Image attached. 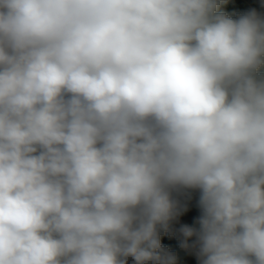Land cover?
<instances>
[{
	"label": "clouds",
	"instance_id": "9594fccd",
	"mask_svg": "<svg viewBox=\"0 0 264 264\" xmlns=\"http://www.w3.org/2000/svg\"><path fill=\"white\" fill-rule=\"evenodd\" d=\"M217 6L0 0V264L161 261L177 186L202 264H264V18Z\"/></svg>",
	"mask_w": 264,
	"mask_h": 264
},
{
	"label": "trees",
	"instance_id": "16d2710c",
	"mask_svg": "<svg viewBox=\"0 0 264 264\" xmlns=\"http://www.w3.org/2000/svg\"><path fill=\"white\" fill-rule=\"evenodd\" d=\"M231 3L236 0H227ZM251 5L256 6L264 14V0H244ZM253 10H249L251 12ZM217 13H223L232 19H238L242 14L232 10L231 7L225 9H216ZM258 75H264V67L259 70ZM200 193L199 189L185 188L177 186L170 189V198L174 203L173 214L165 223L156 225V232L159 239L160 248L156 249L157 254L162 257V261H168L169 257L172 259L180 258L189 253L192 246L194 234L186 237L182 229L187 226L194 229L195 222L199 221L202 215L200 206H192L191 201L195 194ZM183 245V246H182ZM125 260L126 264H130L134 258L131 256L120 257Z\"/></svg>",
	"mask_w": 264,
	"mask_h": 264
},
{
	"label": "rangeland",
	"instance_id": "374dc122",
	"mask_svg": "<svg viewBox=\"0 0 264 264\" xmlns=\"http://www.w3.org/2000/svg\"><path fill=\"white\" fill-rule=\"evenodd\" d=\"M237 2H229L227 0H217V7L219 9H225L226 7H231L232 10L236 12H240L242 15L249 13V10H254L260 17L264 18V14H262L259 10H256V6L251 5L249 2H245L244 0H236ZM263 68V67H262ZM261 68V69H262ZM200 193L195 194L192 198L191 204L192 206H200L199 205ZM199 230L200 224L199 221L194 224V238L192 241V246L188 254L171 260V264H202V258L200 256V242H199ZM168 261H148L146 264H167ZM130 264H136V261L133 259L130 261Z\"/></svg>",
	"mask_w": 264,
	"mask_h": 264
}]
</instances>
